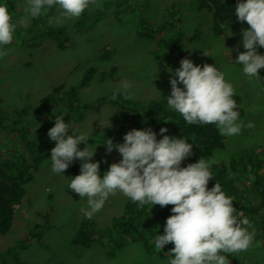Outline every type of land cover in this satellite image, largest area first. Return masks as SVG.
I'll use <instances>...</instances> for the list:
<instances>
[{"label": "rangeland", "instance_id": "obj_1", "mask_svg": "<svg viewBox=\"0 0 264 264\" xmlns=\"http://www.w3.org/2000/svg\"><path fill=\"white\" fill-rule=\"evenodd\" d=\"M105 1L101 7L86 11L82 30L74 28L82 15L57 22V11L53 19L41 27H65L68 39L64 49L58 47L56 38L45 35L34 49L18 45L23 36L22 31L18 33L17 30L27 28L31 18L25 19L23 0L15 1L12 18L17 23L15 37L8 46V54L0 58V108L6 115L14 116L23 106L39 105L58 85L72 87L79 84L90 67L96 71L90 84L80 93L83 103L109 95L118 87L119 80H128L132 82L134 95L126 99L146 104L161 99L170 89L167 68L174 71L182 58L191 59L197 65L209 60L224 71L235 94L241 97L243 116L240 120L245 125L251 124V127L242 126L237 135L225 136V148L214 152L217 163L228 164L241 149L264 146V76L250 79L243 74L241 65L234 62L237 50L246 51L240 43L241 29L249 27L246 22L217 38L213 33L211 13L198 11L197 0L193 3L190 0H134L128 10L125 8L128 3L119 5L117 0H108L113 2L105 7ZM179 2H183L181 26L162 35L157 29L163 22L165 10ZM117 9L123 11L121 20L114 15ZM143 31L145 37L139 35ZM178 34L182 38V47L177 49V56L163 55L159 41ZM160 55L167 59L160 60ZM58 114L65 115L64 121H70L72 128L88 131L93 140L89 143L98 144L92 160L100 163V171H107L110 164L121 159L115 149L108 153L104 143L96 140L101 135L116 133L124 118L118 105L108 102L100 111L88 112L82 121L76 115L67 118L59 109L42 114L34 111L31 117L40 123L54 125ZM108 118L110 127H105ZM160 138L161 135H157V139ZM15 141L0 129V154L12 153L18 146ZM122 142L117 137L113 143ZM84 147L83 143L78 145L80 149ZM74 162L80 170L82 161L76 159ZM62 174L51 171L50 159L40 165L34 180L26 186L22 204L17 206L11 230L5 235L0 234V264H167V260L147 254L139 244L127 243L115 258L106 256L99 240L89 247L73 244L83 221H92L100 234L111 225L115 216L123 214L125 204L131 200L117 191L109 195L99 211L85 218L81 209L87 207L86 198L67 189L71 176L66 169ZM260 203L264 205V201L260 200ZM31 233L41 234L42 242L25 245L23 239ZM261 243L257 241L246 251L231 253L234 258L228 261L230 264H264V243Z\"/></svg>", "mask_w": 264, "mask_h": 264}, {"label": "clouds", "instance_id": "obj_2", "mask_svg": "<svg viewBox=\"0 0 264 264\" xmlns=\"http://www.w3.org/2000/svg\"><path fill=\"white\" fill-rule=\"evenodd\" d=\"M23 3L25 19L42 17L55 9L58 13L55 19L60 22L101 7L103 0H23ZM234 15L237 22L249 26L241 29L240 43L246 51L237 50L234 62L241 65L248 78H259V70L264 68V54L257 51V47L264 48V0H237ZM16 28L7 0H0V58L8 54ZM179 65L174 71L166 69L170 74L166 104L186 124H214L222 136L237 135L242 126L251 127L239 118L235 89L224 71L215 64H194L188 58H182ZM117 84L111 99L134 95L131 81L119 80ZM64 116L55 115L54 125L47 132L48 138L55 142L49 154L51 171L63 176L74 160L82 161L79 174L69 178L67 189L86 198L87 207L81 209L85 218L99 211L109 195L117 191L140 207L173 205L163 234H156L153 241L157 250L169 242L174 245L167 264H230L226 253L246 251L253 245L254 230H250V221L242 211L233 207L232 197L218 183L207 187L212 166L218 162L215 154L181 166L192 155V143L183 136L166 135L168 130L164 127L159 129V140L150 127L133 128L124 134L122 143L114 144L107 137L103 144L107 152L115 149L121 159L101 174L100 163L92 160L98 144L89 143V132L72 128ZM105 127H110V121ZM81 143L85 145L83 149L78 148Z\"/></svg>", "mask_w": 264, "mask_h": 264}, {"label": "trees", "instance_id": "obj_3", "mask_svg": "<svg viewBox=\"0 0 264 264\" xmlns=\"http://www.w3.org/2000/svg\"><path fill=\"white\" fill-rule=\"evenodd\" d=\"M15 1L7 0L12 18L15 12ZM134 0H117L119 5L128 3L127 10ZM113 1H105V7H109ZM191 3L195 0H190ZM237 0H197L196 9L198 11H208L213 17L214 36L222 37L227 31L237 29L241 22H237L234 15V7ZM136 4V3H135ZM183 2L172 4L165 10L163 22L158 27V32L162 35L168 34L171 30H176L181 26L180 17L181 5ZM56 10L51 9L42 17L31 18V23L27 28L18 29L22 31L23 39L17 44L34 49L40 45L39 39L45 35L58 40V47L64 49L68 39L65 27H45L41 29L49 17L55 15ZM114 15L119 20L122 19V9L114 11ZM100 17V14L99 16ZM86 12L82 18L74 25L76 30L84 29ZM140 36L145 37V32H140ZM65 37V38H64ZM64 39V40H63ZM160 52L163 55L177 56V49L182 47V38L178 34L176 37H163L159 41ZM264 48L259 47L258 52L263 54ZM109 55L105 58L108 59ZM167 58L160 55V60ZM212 64L205 60L199 65ZM95 68L90 67L82 81L72 87L58 85L52 89L43 102L37 106H23L14 116L10 117L0 108V129L11 139L15 138L17 148L9 155L0 154V234H7L13 225L17 206L22 204L26 194V186L34 180V175L38 172L40 165L47 159L54 141H51L47 132L53 124L40 123L31 117L35 111L53 113L54 110H62L67 118L77 116L79 121L85 119L90 111H100L106 103L118 105L124 113L121 125L115 134L101 135L96 140L105 143L107 137L113 142L116 138L123 140L124 134L133 129L151 128L159 134L161 127L166 128L169 134L175 137L183 136L188 142L193 144L192 155L187 157L181 166L198 161L200 157H210L218 149L225 148V136L219 134L214 124H186L179 113L170 109L166 104V96L170 94L167 89L161 99L143 103L138 100L126 99L117 96L111 99V93L103 96L91 103H83L80 93L91 82L95 74ZM259 75L264 76V68L259 70ZM237 102L240 117L243 116L242 99L238 94L234 95ZM1 104V99H0ZM39 126V127H38ZM92 141V139L90 140ZM71 177L79 174L77 164L73 161L66 169ZM104 169H101L102 174ZM207 187L211 188L215 183L221 185L226 195L232 197L233 207L237 211H242L250 221V230H254L253 244L257 241L264 243V146L248 147L241 149L228 164L215 163L211 169ZM173 205L149 204L142 207L137 202L128 201L125 210L120 216H115L110 226L105 231L98 233L94 229V223L90 220L83 221L78 233L72 242L75 245L89 247L95 240H99L106 256L115 258L127 243L139 244L149 255H157L161 260L169 259V251L173 244L162 246L161 250L154 248V237L156 234H163V226L168 216L172 215L170 209ZM35 241L42 242L41 234L31 233L23 243L29 245ZM261 243V244H262ZM11 252V249L8 250ZM227 260L234 256L226 253Z\"/></svg>", "mask_w": 264, "mask_h": 264}]
</instances>
